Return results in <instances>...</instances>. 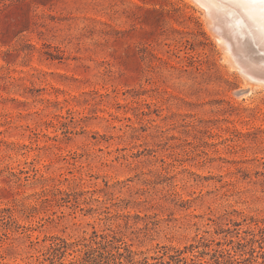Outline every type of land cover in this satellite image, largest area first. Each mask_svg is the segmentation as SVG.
Listing matches in <instances>:
<instances>
[{
	"label": "rangeland",
	"instance_id": "374dc122",
	"mask_svg": "<svg viewBox=\"0 0 264 264\" xmlns=\"http://www.w3.org/2000/svg\"><path fill=\"white\" fill-rule=\"evenodd\" d=\"M190 1L0 0V264H264V87Z\"/></svg>",
	"mask_w": 264,
	"mask_h": 264
},
{
	"label": "bare ground",
	"instance_id": "6f19581e",
	"mask_svg": "<svg viewBox=\"0 0 264 264\" xmlns=\"http://www.w3.org/2000/svg\"><path fill=\"white\" fill-rule=\"evenodd\" d=\"M200 8L213 37L223 50L225 60L241 76L252 82L255 88L264 87V83L260 82L264 78V72L259 67L264 62V41L258 31L259 20L255 21L254 27H249L252 22L240 17L242 26L237 27L235 20L226 15L227 7L222 12Z\"/></svg>",
	"mask_w": 264,
	"mask_h": 264
},
{
	"label": "snow or ice",
	"instance_id": "6c2138e0",
	"mask_svg": "<svg viewBox=\"0 0 264 264\" xmlns=\"http://www.w3.org/2000/svg\"><path fill=\"white\" fill-rule=\"evenodd\" d=\"M193 2L206 11L215 9L222 12L227 7L226 15L235 20L237 27L242 26L240 17L252 22L249 27H254L255 21L258 19V31L261 40L264 41V0H193ZM259 67L264 72V62ZM260 82L264 83V78Z\"/></svg>",
	"mask_w": 264,
	"mask_h": 264
}]
</instances>
